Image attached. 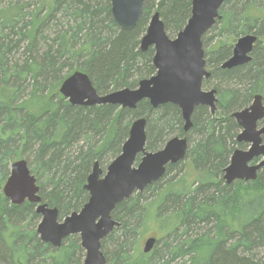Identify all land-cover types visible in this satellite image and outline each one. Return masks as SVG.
Returning a JSON list of instances; mask_svg holds the SVG:
<instances>
[{
	"label": "trees",
	"instance_id": "1",
	"mask_svg": "<svg viewBox=\"0 0 264 264\" xmlns=\"http://www.w3.org/2000/svg\"><path fill=\"white\" fill-rule=\"evenodd\" d=\"M192 1L146 0L138 25L128 31L114 20L110 0H0V264H83L85 259L79 236L60 248L44 243L37 233V206L14 205L5 197L11 164L28 162L43 202L58 208L63 219L87 203L84 186L94 163L120 154L138 118L147 120L148 151L184 136L187 155L169 165L161 180L117 205L113 218L121 226L102 243L107 260L264 264V169L252 182L227 185L223 179L233 152L245 149L237 142L233 113L249 107L257 95L264 104V0H225L212 28L217 35L228 42L247 34L260 40L250 63L222 69L233 45H213L205 41L209 34L204 36L211 71L204 88L217 91V110L212 115L209 107H196L187 132L173 104L153 108L144 100L136 109L83 107L60 94L76 71L86 73L102 95L137 88L140 79L156 73L154 49H140L152 15L160 14L174 38L191 16ZM187 163L195 175L191 184L183 169ZM149 219L167 230L146 255L140 245ZM137 256H142L138 262Z\"/></svg>",
	"mask_w": 264,
	"mask_h": 264
},
{
	"label": "water",
	"instance_id": "2",
	"mask_svg": "<svg viewBox=\"0 0 264 264\" xmlns=\"http://www.w3.org/2000/svg\"><path fill=\"white\" fill-rule=\"evenodd\" d=\"M114 20L123 30L136 28L143 16L146 0H110ZM225 0H193L191 16L186 26L174 38L169 37L158 12L149 21L140 41V49H154L155 75L139 81L137 88H123L99 94L90 77L76 71L60 87V94L73 106L114 105L123 109H136L148 100L153 108L165 104L177 106L185 122L184 131L192 127V116L199 106L209 107L211 114L217 110V91L204 90L203 83L211 77L207 69L203 38L221 19L220 10ZM259 37L247 34L237 39L233 53L222 69L244 66L252 61V52ZM241 129L238 142L249 144L247 150L234 151L230 164L224 170L227 185L235 181H256L264 169V104L262 95L255 96L252 104L233 113ZM147 120L138 118L130 126L129 136L120 154L106 168L104 174L99 161L87 179L84 189L89 199L81 210L63 219L59 210L44 203L40 186L25 159L11 164L3 193L14 205L29 202L37 206L41 216L37 233L44 243L60 248L67 238L79 236L85 251L83 264H112L102 249L103 241L121 224L113 218L120 203L143 192L161 180L168 165L183 162L187 155L188 140L173 137L158 151L147 150ZM255 160H257L256 163ZM157 243L151 237L144 243L143 253L150 254Z\"/></svg>",
	"mask_w": 264,
	"mask_h": 264
},
{
	"label": "rangeland",
	"instance_id": "3",
	"mask_svg": "<svg viewBox=\"0 0 264 264\" xmlns=\"http://www.w3.org/2000/svg\"><path fill=\"white\" fill-rule=\"evenodd\" d=\"M216 25V24H215ZM219 28V27H218ZM209 35L205 37V41L206 42H212L213 45L214 44H218L219 46L223 45L224 43H227L228 40H226L224 37L222 36H218L217 35V30L216 29H212V31H210L208 33ZM141 41V40H140ZM237 42V39H230L229 42L227 44L229 45H234L236 44ZM145 79H148V78H145ZM142 80V79H140ZM112 160H110L108 163H105V162H102V168H106L109 163L111 162ZM184 172L186 174L185 176V179L187 180L188 183H192L195 179V175L192 173V169L189 165V163L185 164L184 165ZM170 177V176H169ZM169 177H167L166 179H168ZM150 220V219H149ZM167 229H164L162 228V226H160V224L158 223V221H155V219H152L150 220L147 224H145V227H144V232L142 233V238H141V251L143 252V248H144V243L146 242L147 239L151 238V237H154V238H162L165 236V231ZM142 256L138 257L137 256V259L136 261L138 262L139 260H141Z\"/></svg>",
	"mask_w": 264,
	"mask_h": 264
},
{
	"label": "flooded vegetation",
	"instance_id": "4",
	"mask_svg": "<svg viewBox=\"0 0 264 264\" xmlns=\"http://www.w3.org/2000/svg\"><path fill=\"white\" fill-rule=\"evenodd\" d=\"M192 3H193V1H192ZM225 3V2H224ZM206 59V58H205ZM207 69H208V67H207ZM208 71H210L209 69H208ZM211 72V71H210ZM206 81V80H205ZM204 81V82H205ZM203 87H204V83H203ZM204 90H206V91H209V90H211V89H206V88H204ZM264 121V120H263ZM237 123V122H236ZM261 123H263V122H261ZM260 123V126H264V124H261ZM241 132V129H240V127H239V133ZM239 133H238V135H239ZM238 135H237V137H238ZM174 137H179V136H174ZM180 138H185L184 136L183 137H180ZM238 142V141H237ZM243 148H245V149H240V148H237L236 150H247L248 148H249V144L248 143H245V142H238ZM188 144H189V142H188ZM235 150V151H236ZM234 153V152H233ZM233 155V154H232ZM232 157V156H231ZM231 160V159H230ZM257 162V160H255V162L254 163H256ZM100 163V162H99ZM110 164V163H109ZM178 164V163H177ZM230 164V163H229ZM175 165V164H174ZM169 166V165H168ZM167 166V167H168ZM100 167L102 168V166H101V164H100ZM107 168V167H106ZM106 168L104 169V168H102L103 169V172H104V174L106 173ZM261 171V170H260ZM236 182H246V181H235L234 183H236ZM232 185V184H231Z\"/></svg>",
	"mask_w": 264,
	"mask_h": 264
},
{
	"label": "bare ground",
	"instance_id": "5",
	"mask_svg": "<svg viewBox=\"0 0 264 264\" xmlns=\"http://www.w3.org/2000/svg\"><path fill=\"white\" fill-rule=\"evenodd\" d=\"M41 221V220H40ZM39 225V224H38ZM37 229H38V227H37Z\"/></svg>",
	"mask_w": 264,
	"mask_h": 264
}]
</instances>
